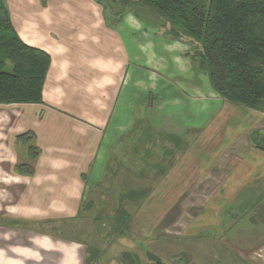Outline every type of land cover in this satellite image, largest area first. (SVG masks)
Listing matches in <instances>:
<instances>
[{
    "label": "rangeland",
    "instance_id": "374dc122",
    "mask_svg": "<svg viewBox=\"0 0 264 264\" xmlns=\"http://www.w3.org/2000/svg\"><path fill=\"white\" fill-rule=\"evenodd\" d=\"M63 1L65 7L71 5L69 0ZM84 2L96 4L102 11L103 28L97 29L103 34L102 53L111 54L118 41L120 56L124 55L125 48L129 49L130 55L119 79L111 75L109 78L106 74L110 72L105 70L99 76L102 80L96 82L98 86L102 83L105 92L117 87L115 94H107L101 101L98 87L91 94L84 92V96L95 98L104 106L105 121L99 126L84 125L86 129L82 130L87 136L92 132L97 135L92 148L93 152L97 151L98 160L103 162L101 169L97 173L91 172L95 158L90 162V159L67 154L72 151L68 146L77 143L74 131H70L62 137L64 140L53 144L61 146L54 153L77 162L73 169L88 165L84 173L71 175L77 178L73 184L81 185L82 182L87 189L76 216L67 217L61 206L55 208L56 211L50 210L52 208H48L44 197L40 196L39 207L28 209L29 214L0 215V228L32 230L81 242L84 264H154L158 261L166 264H264V207L259 206L256 211L255 207L216 206L214 196L210 200L207 191L194 189L184 190V205L182 200L173 206L161 203L158 186L165 174L163 170L177 164L179 158L171 157V154L188 148L185 141L162 129L158 123L159 113L174 107L177 102L170 96L173 91L164 93L166 84L178 90L182 99L177 98L180 102L184 100V108L192 112L197 110L201 117L207 115L204 100L220 101L211 93L209 84L203 82L208 75L198 45L186 36L171 34L169 23L135 1ZM11 4L13 8L26 6L35 12L39 11L37 6L40 5L39 0H11ZM113 29L116 34H112ZM86 32L92 35L91 31ZM98 52L101 53V49ZM143 62H146L145 70L138 72L137 68L134 72V65L138 67ZM7 68L12 70V64L8 63ZM109 80L112 82H107ZM187 99L195 102L188 105ZM90 105H84V108L88 106L87 117H81L80 110L66 114L72 122L85 124L88 122L85 118H94ZM151 117L158 124H152ZM12 137L13 134H9L11 142ZM253 141L264 145L257 132L251 137ZM32 143L40 148L37 137ZM81 145L91 148L90 142ZM16 149L19 159L25 160L27 144L16 141ZM29 163L35 166L37 162L31 160ZM205 165L203 160L198 163L199 169ZM58 170L60 173L50 177L63 182L67 175L64 169ZM175 193L172 192V197ZM196 194L198 199L194 200L197 203L194 205L192 196ZM41 209L50 211L41 214ZM248 209L251 210L244 212ZM228 210L232 211L225 214ZM128 245H132L133 250L129 251Z\"/></svg>",
    "mask_w": 264,
    "mask_h": 264
},
{
    "label": "crops",
    "instance_id": "0c3cea01",
    "mask_svg": "<svg viewBox=\"0 0 264 264\" xmlns=\"http://www.w3.org/2000/svg\"><path fill=\"white\" fill-rule=\"evenodd\" d=\"M84 1L75 0V3L69 0L71 5L65 7L63 0H39V11L35 12L26 6L13 8L11 0H5L13 26L20 37L27 44L47 51L52 62L44 87L43 103L0 104V215L14 212L29 214L30 209L39 207L40 196H43L44 204L52 208L50 210L61 206L67 217L76 216L87 189L82 182L81 185L73 184L77 178L71 175L84 173L88 165L79 170L73 169L77 162L54 153L61 146L53 144L64 140L62 137L70 131H74L77 143L72 144V147L65 145L72 148L71 153L67 154L88 161L90 159V162L95 158L91 172L97 173L101 169L103 162L98 160L99 155H95L97 151L93 152L92 148L97 135L92 132L87 136L82 130L86 129L84 125L92 123L99 126L100 122L105 121L102 112L104 106L95 98L84 96V92L91 94L98 87L101 101L107 94H115L117 87L105 92L102 83L98 86L96 82L102 80L99 76L105 70L110 72L106 74L109 78L111 75L119 79L130 55L129 49L125 48L124 55L120 56L118 41L116 47L113 45L111 54L102 53L103 34L97 31L103 28L100 21L102 11L96 4L88 5ZM86 30L91 31L92 35L89 36ZM113 33L116 34L114 29ZM116 39L119 40V36ZM100 49L101 53L98 52ZM132 53L135 54L134 51ZM145 65L146 62L138 67L134 65V72L137 68L138 72L145 70ZM203 82L209 84L211 93L214 97L218 96L220 101L215 103L217 101L213 97L210 101L204 100L207 115L202 117L197 110L192 112L184 108V100L179 101L182 97H179L178 90L166 84L164 93L173 91L170 96L175 97L177 102L176 106L159 113L158 123L162 129L185 141L188 148L178 149L174 155L171 154V157L179 158L177 164L163 170L165 174L158 186L161 203L173 206L182 200L184 205V190L194 189L207 191L210 200L214 196L216 206L255 207L257 211L259 206L264 207V150L255 148L251 137L257 131L264 130V114L224 100L213 89L208 78L203 79ZM192 102L195 100L187 99L188 105H193ZM87 104H91L94 118H85L88 121L85 124L72 122L67 111L80 110L81 117H87L88 106L84 108ZM151 123L158 124L152 117ZM22 128L23 131L32 130L35 133L37 144L42 150L35 160L37 163L33 175L16 171L17 164L31 162L29 155L22 161L18 157L16 141L17 134L23 132ZM11 133L13 142L8 139ZM96 140L99 141L98 138ZM86 142H90L91 148L88 149V145L83 148L81 144ZM201 160L206 165L199 169ZM58 169H64L67 177L56 184V178L50 176L60 173ZM57 190L59 193H56ZM173 191H176L174 197ZM197 196H192L194 205L197 204L194 202ZM8 207L16 209L8 210ZM41 210V214L47 211ZM82 246L81 242L43 232L0 228V264H84ZM131 246L129 251L133 250Z\"/></svg>",
    "mask_w": 264,
    "mask_h": 264
},
{
    "label": "trees",
    "instance_id": "16d2710c",
    "mask_svg": "<svg viewBox=\"0 0 264 264\" xmlns=\"http://www.w3.org/2000/svg\"><path fill=\"white\" fill-rule=\"evenodd\" d=\"M132 1L156 12L170 24L171 34L198 45L209 82L221 98L264 114V0ZM51 62L47 51L20 37L5 0H0V104L43 103ZM35 138L32 131L17 135L32 161L41 154L32 143ZM253 146L264 150L259 142ZM16 171L33 175L35 167L19 163Z\"/></svg>",
    "mask_w": 264,
    "mask_h": 264
},
{
    "label": "water",
    "instance_id": "95a60500",
    "mask_svg": "<svg viewBox=\"0 0 264 264\" xmlns=\"http://www.w3.org/2000/svg\"><path fill=\"white\" fill-rule=\"evenodd\" d=\"M260 133H261V135H264V131H261Z\"/></svg>",
    "mask_w": 264,
    "mask_h": 264
}]
</instances>
